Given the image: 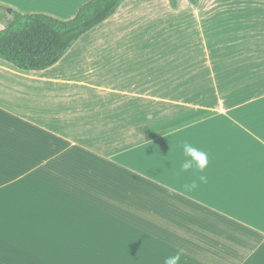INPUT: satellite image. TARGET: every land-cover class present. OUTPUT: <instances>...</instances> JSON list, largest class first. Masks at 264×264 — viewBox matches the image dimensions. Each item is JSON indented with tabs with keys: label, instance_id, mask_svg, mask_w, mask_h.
<instances>
[{
	"label": "crops",
	"instance_id": "1",
	"mask_svg": "<svg viewBox=\"0 0 264 264\" xmlns=\"http://www.w3.org/2000/svg\"><path fill=\"white\" fill-rule=\"evenodd\" d=\"M88 1L0 0V30ZM184 141L210 154L195 190ZM181 249V264H264V7L124 0L46 70L0 60V264Z\"/></svg>",
	"mask_w": 264,
	"mask_h": 264
},
{
	"label": "trees",
	"instance_id": "2",
	"mask_svg": "<svg viewBox=\"0 0 264 264\" xmlns=\"http://www.w3.org/2000/svg\"><path fill=\"white\" fill-rule=\"evenodd\" d=\"M123 1L90 0L69 20L13 11L11 19L0 30V60L20 71L46 70L55 65L80 37L111 17ZM190 1L197 3V0ZM169 2L172 7L176 5V0ZM5 9L0 6V10Z\"/></svg>",
	"mask_w": 264,
	"mask_h": 264
},
{
	"label": "clouds",
	"instance_id": "3",
	"mask_svg": "<svg viewBox=\"0 0 264 264\" xmlns=\"http://www.w3.org/2000/svg\"><path fill=\"white\" fill-rule=\"evenodd\" d=\"M183 151V160L179 165L178 173H195V179L190 184H186L188 190H195L200 185L209 182L207 169L210 166V154L203 148L196 147L194 144L184 141L181 144ZM183 250H178L172 255H166L163 258V264H181Z\"/></svg>",
	"mask_w": 264,
	"mask_h": 264
},
{
	"label": "rangeland",
	"instance_id": "4",
	"mask_svg": "<svg viewBox=\"0 0 264 264\" xmlns=\"http://www.w3.org/2000/svg\"><path fill=\"white\" fill-rule=\"evenodd\" d=\"M184 0H179L180 4L182 5ZM178 2V1H177ZM226 4L231 7V6H237V8H244V7H253V8H263L264 7V0H225ZM225 4V3H224ZM0 15L2 16L3 13L1 12ZM150 30H145L147 34H149ZM146 35H142V38H145Z\"/></svg>",
	"mask_w": 264,
	"mask_h": 264
}]
</instances>
